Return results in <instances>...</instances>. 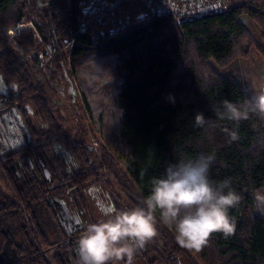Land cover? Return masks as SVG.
<instances>
[{
	"label": "trees",
	"instance_id": "1",
	"mask_svg": "<svg viewBox=\"0 0 264 264\" xmlns=\"http://www.w3.org/2000/svg\"><path fill=\"white\" fill-rule=\"evenodd\" d=\"M77 1L0 0V79L16 87L8 98L0 94V103L4 113L18 110L31 134L29 142L0 152V182L9 189L3 192L0 186V264H78L75 243L53 200L79 208L87 227L95 222L85 210V189L100 183L117 208L142 206L153 179L169 163L199 155L213 157L210 182L219 186L227 180L241 197L229 211L234 233H213L201 250L189 249L157 210V234L138 249L137 259L149 264H182L184 259L189 264H264V219L254 200L264 190V118L250 113L237 123L217 114L225 100L245 105L252 98L236 78L219 75L213 66L226 67L257 51L264 58V0L191 18L156 15L102 41L80 33ZM243 15L260 28L261 47L241 22ZM23 21L32 28L8 39L4 28ZM36 35L39 49L53 52L47 67L64 75L95 59L114 63V101L120 115L108 137L127 167L102 145L95 150L84 137L72 138L64 120L54 115L45 86L24 58L36 46ZM71 39L74 45L67 47ZM170 94L175 104L167 99ZM31 111L37 120L29 125ZM197 112L205 116L203 127L195 124ZM233 131L236 140L231 139ZM62 143L77 160L73 171H66L59 156ZM38 207L53 219L56 242L42 229ZM17 235L21 244L15 243Z\"/></svg>",
	"mask_w": 264,
	"mask_h": 264
},
{
	"label": "clouds",
	"instance_id": "2",
	"mask_svg": "<svg viewBox=\"0 0 264 264\" xmlns=\"http://www.w3.org/2000/svg\"><path fill=\"white\" fill-rule=\"evenodd\" d=\"M169 102L176 99L169 95ZM217 114L230 121L247 120L250 113L264 118V94L256 95L245 105L225 100ZM207 123L202 112L195 115V124ZM231 139H238L235 131ZM211 155H199L177 163H169L164 173L152 181L150 194L142 206L120 209L111 201L101 209L102 219L87 225L76 247L78 264H118L125 256L131 259L157 234L155 213L174 227L178 241L186 248L201 250L213 233L231 235L235 220L229 211L239 205L240 195L230 188L229 181L213 185L209 180ZM227 189V190H226ZM255 207L264 214V190L256 193Z\"/></svg>",
	"mask_w": 264,
	"mask_h": 264
},
{
	"label": "rangeland",
	"instance_id": "3",
	"mask_svg": "<svg viewBox=\"0 0 264 264\" xmlns=\"http://www.w3.org/2000/svg\"><path fill=\"white\" fill-rule=\"evenodd\" d=\"M246 1L248 0H238L237 4H242ZM209 2H211V0H209ZM240 19L255 39L258 46L261 47L263 42L260 28L246 15H243ZM22 24H28V27L24 30L32 28V24L29 22L23 21ZM12 30L14 31L13 34ZM4 31L8 39L17 35L16 28H4ZM35 37L36 46L31 50V53L25 55L24 58L29 63V66L32 67L37 80L45 86L48 96L51 99L54 115L61 118V121L64 120L62 125L66 132L69 133L72 138H76L78 135L84 137L91 148L95 150H98L100 145H102L120 161L123 167H127V162L119 156L108 137V129L117 122L120 115V113L117 112L114 101L115 91L117 90L113 84L115 82L113 70L116 68L114 63L111 62L107 64L103 59H95L92 60L89 65L81 67L76 72H73L72 75L69 73L64 75L60 70L57 71V69H55L56 71H54L47 67L51 57H43L42 53L44 48L41 50L39 49L41 41L38 39L37 35ZM16 49L23 54L20 48L16 47ZM213 66L219 75L236 78L244 86L251 98L256 95L264 94V58L258 51L252 53L251 57L240 58L226 67H220L215 63H213ZM11 89L16 90L14 84L9 85L0 79V93L3 96L8 98L7 94ZM2 101H5V99L2 98ZM4 110H6V107L0 103L1 153L12 150L30 140L29 132L24 125L23 116L14 108L5 113L2 112ZM29 114L31 115V122L36 124L35 120L37 119L36 116H33V111ZM58 151L66 171L75 170L78 163L77 160L72 157L67 146L62 143V147ZM110 180L113 181L114 179L110 177ZM0 186L3 192H9L5 183L0 182ZM82 194L86 204L85 210L89 212L91 219L94 222L102 219L100 209L109 201L106 188L98 183L97 185L95 184L85 189ZM64 202V207L68 208L69 211L71 210L73 214L77 213L80 218L82 217V222L86 225L87 222L84 215L82 212L78 211L80 209L75 208L68 201L66 202L64 200ZM37 211L42 229L46 232L51 242H56L59 237L53 219H51L49 213L45 209L38 207ZM71 211L70 213H72ZM257 213L264 219V214L258 211ZM9 227L11 231L16 232L17 226L11 224ZM15 239V243H22V239L19 235H17ZM137 255H139L138 250L134 253L131 264H149L146 263L144 259H137ZM150 258L151 256L149 260ZM123 261L125 263H123ZM118 264H129L128 257L125 256ZM182 264H189V261L184 259L182 260Z\"/></svg>",
	"mask_w": 264,
	"mask_h": 264
},
{
	"label": "built area",
	"instance_id": "4",
	"mask_svg": "<svg viewBox=\"0 0 264 264\" xmlns=\"http://www.w3.org/2000/svg\"><path fill=\"white\" fill-rule=\"evenodd\" d=\"M222 2L223 0H78L77 22L80 33L102 41L115 38L126 29L156 15L171 13L175 19L191 18L223 9ZM27 25L19 23L15 27L17 35L26 29ZM74 42L75 40L71 39L67 47H72ZM52 54L50 47L42 53L43 57H51Z\"/></svg>",
	"mask_w": 264,
	"mask_h": 264
},
{
	"label": "water",
	"instance_id": "5",
	"mask_svg": "<svg viewBox=\"0 0 264 264\" xmlns=\"http://www.w3.org/2000/svg\"><path fill=\"white\" fill-rule=\"evenodd\" d=\"M53 202L58 210L59 220L61 221L63 226L66 228L68 234L74 233L75 231H77L81 225L80 220L78 218L73 219L70 211L68 210V208L64 207L65 204L62 201L53 200Z\"/></svg>",
	"mask_w": 264,
	"mask_h": 264
},
{
	"label": "flooded vegetation",
	"instance_id": "6",
	"mask_svg": "<svg viewBox=\"0 0 264 264\" xmlns=\"http://www.w3.org/2000/svg\"><path fill=\"white\" fill-rule=\"evenodd\" d=\"M2 80V79H1ZM1 94V93H0ZM3 110V109H2ZM8 111H10V109L8 110ZM18 111V110H17ZM2 112H4V111H2ZM19 112V111H18ZM20 113V112H19ZM20 115H22L21 113H20ZM27 117H31V115H29V116H27ZM24 120V119H23ZM33 123L30 121V124L29 125H32ZM24 125H25V128L28 130V132H29V135H31L30 134V130H29V128H28V124L26 123V120L24 121ZM30 140H31V136H30ZM29 140V141H30ZM28 141V142H29ZM27 143V142H26ZM24 144V143H23ZM71 211V210H70ZM72 212V211H71ZM71 215H72V217H73V219H79L80 220V222H81V225H80V227L78 228V230L77 231H75L74 233H70L69 234V236L71 237V240L75 243L74 245L77 247V242H78V239H79V237L85 232V230H86V226L84 225V223L82 222V217L80 218L79 216H78V214L76 213V214H73V212L71 213Z\"/></svg>",
	"mask_w": 264,
	"mask_h": 264
},
{
	"label": "crops",
	"instance_id": "7",
	"mask_svg": "<svg viewBox=\"0 0 264 264\" xmlns=\"http://www.w3.org/2000/svg\"><path fill=\"white\" fill-rule=\"evenodd\" d=\"M214 2H217V0H212ZM238 3V0H223L222 4H223V9H228L229 7L231 6H234V5H239L237 4Z\"/></svg>",
	"mask_w": 264,
	"mask_h": 264
}]
</instances>
